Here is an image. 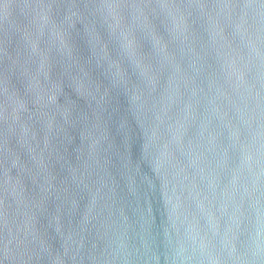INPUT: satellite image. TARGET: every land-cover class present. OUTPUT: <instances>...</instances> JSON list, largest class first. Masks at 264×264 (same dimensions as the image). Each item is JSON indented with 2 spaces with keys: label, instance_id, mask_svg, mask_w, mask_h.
Instances as JSON below:
<instances>
[{
  "label": "water",
  "instance_id": "water-1",
  "mask_svg": "<svg viewBox=\"0 0 264 264\" xmlns=\"http://www.w3.org/2000/svg\"><path fill=\"white\" fill-rule=\"evenodd\" d=\"M0 264H264V0H0Z\"/></svg>",
  "mask_w": 264,
  "mask_h": 264
}]
</instances>
